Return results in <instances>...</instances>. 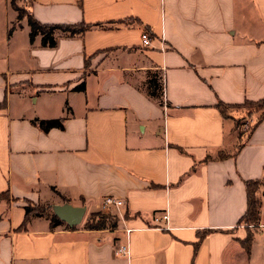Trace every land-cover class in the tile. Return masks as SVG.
<instances>
[{
	"label": "crops",
	"instance_id": "1",
	"mask_svg": "<svg viewBox=\"0 0 264 264\" xmlns=\"http://www.w3.org/2000/svg\"><path fill=\"white\" fill-rule=\"evenodd\" d=\"M28 2L39 22L96 25L43 46L27 20L9 34L0 0V264H264L263 184L259 220L241 221L245 181L264 180V119L244 138L218 107L264 97V0ZM107 196L123 203L103 209ZM27 200L117 226L33 215L22 229Z\"/></svg>",
	"mask_w": 264,
	"mask_h": 264
},
{
	"label": "trees",
	"instance_id": "2",
	"mask_svg": "<svg viewBox=\"0 0 264 264\" xmlns=\"http://www.w3.org/2000/svg\"><path fill=\"white\" fill-rule=\"evenodd\" d=\"M19 1H24V0H10L11 6L18 11L19 17L22 16H27V22L29 23L30 26V33L29 37L31 42H34L37 38V36H42L41 38V44L43 46H48V47H55L59 34H65L67 36H78L82 35L85 33L86 30L90 29L91 27L95 26L96 24H90L85 22H79V23H70V24H65V23H56V24H50V23H44V22H39L34 15L30 12L29 7L24 6L22 7ZM29 4V2H28ZM16 26L13 25L12 28L9 31V34L12 33V30ZM156 79L154 77H151L150 79V92L151 94H154L153 87L157 86ZM152 88V89H151ZM78 90H84L85 89V83L77 86ZM5 103H0V105H4ZM245 106V105H253L257 106L258 109L261 110V114L259 115L258 122L262 121L264 119V97L263 99L253 101V100H247L243 104H234V105H228L223 103L222 101H219L218 107L223 113L224 117H231L234 120L239 119L240 117H234L230 116V112H226L225 108L230 107H240V106ZM41 128L44 130H48L52 127H58L61 126L63 127V119L58 118V119H44V120H35ZM250 133V132H249ZM246 192H247V211L242 217L241 221H245L247 224H252L259 220L260 218V213H261V199L258 194V189L260 185H264V180H259V179H251V180H246ZM7 195L9 197V191H4L0 194V196ZM25 219L23 223L19 226V228L25 229L27 227V224L31 217L33 215L37 216H46L48 215L51 218V226H56L60 225L61 223H64L62 219L55 215V213L52 211L51 206H45L43 204L35 203L34 201L27 200L26 205H25ZM97 214L98 219H93L90 218L89 221L86 222V226H88L90 229L91 228H97V229H103L105 227H111L114 228L117 225V218L111 214V213H103V212H94ZM253 236L252 234H248V237L243 240V243L246 248H250V245L252 243Z\"/></svg>",
	"mask_w": 264,
	"mask_h": 264
},
{
	"label": "rangeland",
	"instance_id": "3",
	"mask_svg": "<svg viewBox=\"0 0 264 264\" xmlns=\"http://www.w3.org/2000/svg\"><path fill=\"white\" fill-rule=\"evenodd\" d=\"M19 3L21 4L22 7L27 6L28 4V0H24V1H19ZM15 10V9H14ZM19 13L17 10H15V17H13V23L15 26H19L21 25L22 21H26L27 20V16H22L19 17ZM159 88L162 87L163 88V79L159 77ZM162 88H160V90H157V92L159 93ZM226 112H239V115H243L241 116L239 119L234 120V128L233 130L236 132V134L243 136L244 138L247 137L248 134H250V130L253 127V124L255 123L254 121H256V118H252V116L254 115H260L261 114V110L258 109L257 106H253V105H243L240 107H234V108H230V107H226L225 108ZM237 112V113H238ZM6 198L9 199V197L7 195H3L0 196V198L2 199ZM106 211H103V213H105ZM108 213V212H106ZM90 218L93 219H98L97 214H95L92 211H87V214L85 215V218L83 219V221L80 224H83L84 226L86 225V222L90 220Z\"/></svg>",
	"mask_w": 264,
	"mask_h": 264
},
{
	"label": "water",
	"instance_id": "4",
	"mask_svg": "<svg viewBox=\"0 0 264 264\" xmlns=\"http://www.w3.org/2000/svg\"><path fill=\"white\" fill-rule=\"evenodd\" d=\"M51 209L55 215H57L71 227L80 224L87 214L85 206H74L69 202L62 203L61 205L53 204Z\"/></svg>",
	"mask_w": 264,
	"mask_h": 264
},
{
	"label": "built area",
	"instance_id": "5",
	"mask_svg": "<svg viewBox=\"0 0 264 264\" xmlns=\"http://www.w3.org/2000/svg\"><path fill=\"white\" fill-rule=\"evenodd\" d=\"M142 43L143 45H148L150 43V37L148 36L147 33H144L143 34V37H142ZM123 201L122 200H116L115 198L111 197V196H107L104 200V203H103V209H108L110 208L111 206H120V204H122ZM169 218V214L168 212H165L162 216L160 217H157L156 218V221H161V220H168ZM133 231V229H130L128 228L127 229V236H130L131 232ZM116 253L121 255V254H127L128 253V244H121L120 246H118L116 248Z\"/></svg>",
	"mask_w": 264,
	"mask_h": 264
}]
</instances>
